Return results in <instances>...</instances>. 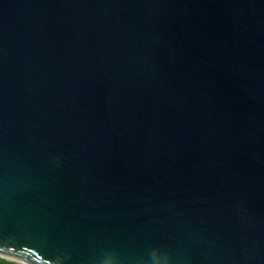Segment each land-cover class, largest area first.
I'll use <instances>...</instances> for the list:
<instances>
[{"label": "water", "instance_id": "water-1", "mask_svg": "<svg viewBox=\"0 0 264 264\" xmlns=\"http://www.w3.org/2000/svg\"><path fill=\"white\" fill-rule=\"evenodd\" d=\"M0 259L264 264V0H0Z\"/></svg>", "mask_w": 264, "mask_h": 264}, {"label": "trees", "instance_id": "trees-1", "mask_svg": "<svg viewBox=\"0 0 264 264\" xmlns=\"http://www.w3.org/2000/svg\"><path fill=\"white\" fill-rule=\"evenodd\" d=\"M0 264H15V263L0 259Z\"/></svg>", "mask_w": 264, "mask_h": 264}]
</instances>
